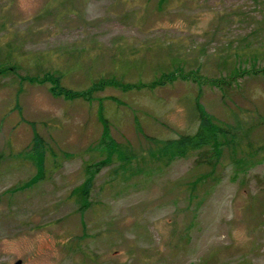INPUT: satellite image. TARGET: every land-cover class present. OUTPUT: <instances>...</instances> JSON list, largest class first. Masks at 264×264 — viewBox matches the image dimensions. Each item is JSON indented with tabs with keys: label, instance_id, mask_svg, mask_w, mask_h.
Wrapping results in <instances>:
<instances>
[{
	"label": "rangeland",
	"instance_id": "1",
	"mask_svg": "<svg viewBox=\"0 0 264 264\" xmlns=\"http://www.w3.org/2000/svg\"><path fill=\"white\" fill-rule=\"evenodd\" d=\"M253 61L264 0H0V264H264V151L225 148L196 182L195 153H148L195 129L196 97L264 140V76L232 74ZM44 72L121 84L71 99L21 78ZM99 111L130 161L96 165L86 206L72 191L106 160Z\"/></svg>",
	"mask_w": 264,
	"mask_h": 264
},
{
	"label": "trees",
	"instance_id": "2",
	"mask_svg": "<svg viewBox=\"0 0 264 264\" xmlns=\"http://www.w3.org/2000/svg\"><path fill=\"white\" fill-rule=\"evenodd\" d=\"M255 62L256 61H253L250 69L241 68L240 65L237 64V67L233 69L232 74L239 75L243 73H252L264 76V66L256 67ZM12 69H14L13 65L9 67L7 64H0V73H6ZM164 76L165 75H163V77ZM21 78L31 83L42 84L48 82L50 84L49 91L52 95L71 99H90L93 92L102 89L105 85L116 86L121 84L111 78L98 79L90 85V88L87 91H73L61 84V76L58 73L44 72L42 76L28 75ZM224 81V79H214L213 82L222 83ZM154 83L162 84L163 80H158ZM149 86H151V84ZM191 114L197 120V125L192 132L182 133L173 138H151L153 144L152 147L149 148L148 153L151 157L155 158L156 161L164 164L173 159L186 157L195 153L196 166L204 169V172L200 174L194 182L204 180L206 177H210L214 174L225 148L229 149L231 152L232 159L237 151L248 154L250 153L249 151H264V140L252 141L246 138L247 126L241 124L242 120L237 118L234 123L216 120L204 110L198 97H196L194 101ZM99 118L103 124V134L98 146L106 151L107 156H105L106 160L102 159L93 165L96 166L106 163L108 160L110 161L112 154H116V158L123 161L121 165H126L127 162L130 161L129 155L126 151L127 149L115 142L110 136L106 119L103 117L101 111H99ZM256 118L258 122L264 123V115L257 114L254 116V120ZM33 147L34 150L39 148V153H43L42 142L37 133H35L33 137ZM236 161L239 162L240 160ZM88 167L89 166L85 167L86 176L84 181L72 191V194L77 197V200L86 206L88 205L87 197L92 186V180L97 166L94 170H89Z\"/></svg>",
	"mask_w": 264,
	"mask_h": 264
},
{
	"label": "water",
	"instance_id": "3",
	"mask_svg": "<svg viewBox=\"0 0 264 264\" xmlns=\"http://www.w3.org/2000/svg\"><path fill=\"white\" fill-rule=\"evenodd\" d=\"M20 263V260H17L16 264H19Z\"/></svg>",
	"mask_w": 264,
	"mask_h": 264
}]
</instances>
